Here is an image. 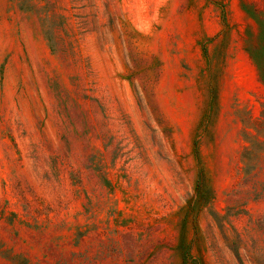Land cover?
Here are the masks:
<instances>
[{
    "label": "rangeland",
    "instance_id": "obj_1",
    "mask_svg": "<svg viewBox=\"0 0 264 264\" xmlns=\"http://www.w3.org/2000/svg\"><path fill=\"white\" fill-rule=\"evenodd\" d=\"M0 264H264V0H0Z\"/></svg>",
    "mask_w": 264,
    "mask_h": 264
}]
</instances>
